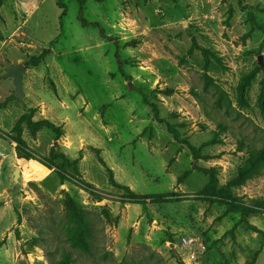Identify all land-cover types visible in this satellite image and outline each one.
I'll return each instance as SVG.
<instances>
[{"label":"rangeland","instance_id":"1","mask_svg":"<svg viewBox=\"0 0 264 264\" xmlns=\"http://www.w3.org/2000/svg\"><path fill=\"white\" fill-rule=\"evenodd\" d=\"M64 3H0V264H51L65 252L72 264H264V238L198 195L208 182L202 167L224 185L264 145V0H87L82 17L99 27L79 19L77 0ZM17 64L26 68L23 95L5 76ZM31 107L62 136L23 123L28 157L19 158L13 128ZM52 152L77 170L65 164L63 179ZM109 170L137 193L186 199L123 202ZM232 191L264 199V168ZM70 199L91 221L89 251L69 238ZM248 221L264 230V213Z\"/></svg>","mask_w":264,"mask_h":264},{"label":"trees","instance_id":"2","mask_svg":"<svg viewBox=\"0 0 264 264\" xmlns=\"http://www.w3.org/2000/svg\"><path fill=\"white\" fill-rule=\"evenodd\" d=\"M57 4L60 8L65 9L64 0H56ZM81 5L80 9V16L79 19L89 25L100 26L99 23L96 22H87L82 17V7L87 0H77ZM97 1H104V0H97ZM2 0H0V3ZM231 16V15H230ZM100 33L104 37L103 28L100 27ZM112 39V38H111ZM50 52L49 48H46L42 51V53L31 59V63L37 65L44 61L47 54ZM206 65H209L210 58L207 53V50H204ZM120 62V59H118ZM254 75L251 73L245 77V79L239 85V93L240 99L245 101V94H246V87L249 83V80ZM208 79V83H212L210 78ZM172 90H166V93H170ZM220 95L223 96L222 92L218 89ZM261 104L262 110L264 111V89L261 96ZM5 103L1 104V107H4ZM37 110V107H31L25 113H23L18 121L15 123L13 131L15 133L14 141L16 142L15 151L17 157L27 158L26 152V142L23 138V123L29 128L32 133H36L37 131L46 128L51 130L54 134L56 139L62 136V126L55 124L53 121L49 119H40L34 120V114ZM154 113L156 118L158 117L157 108L154 107ZM212 143V140L206 142L204 145H208ZM190 149L193 152V155L199 158V150L195 146H190ZM60 157L63 160V164L57 166L58 174L63 178L66 179L63 171L65 170L64 165L68 164L73 166L75 170H77V161L70 162L69 159L66 157L65 154H54L52 152L51 156L48 158V163L51 166L55 165V159ZM56 166V165H55ZM264 168V145L259 149H251L249 157L243 163L242 166L239 167L237 174L230 179L226 184L219 185V179L217 176V172L215 168H207L202 167L200 170L208 176V182L204 188L200 190L198 195L201 199L208 201L209 203H220L226 205V212H238L241 214V222L246 223V225L253 231L259 233L264 238V230L258 228L257 226L251 224L248 221V218L251 216L259 215L264 213V199L260 200H251L250 202L241 201L232 191L234 187H238L243 185L249 178L254 176L255 174L261 173L262 169ZM110 172V181L113 185L124 190L122 194V201L123 202H131L137 203L141 205H146L149 200L156 203H174L179 202L183 199H186L185 194H178L174 192H167V193H154V194H143L137 193L133 191L129 186H124L118 184L113 177L112 171ZM79 182L86 188V190L92 192V184L82 178L79 175ZM68 213L70 216L71 221V228L69 230V238L74 246H77L84 251L90 250V243H91V236H92V224L90 219L88 218L86 212L81 208V206L73 199H70L69 206H68ZM4 241H0V247L3 245ZM73 258L70 253L65 252L63 253L62 257L57 260H52L51 264H72ZM180 264V263H179ZM244 264H253V261H246Z\"/></svg>","mask_w":264,"mask_h":264},{"label":"water","instance_id":"3","mask_svg":"<svg viewBox=\"0 0 264 264\" xmlns=\"http://www.w3.org/2000/svg\"><path fill=\"white\" fill-rule=\"evenodd\" d=\"M262 57L259 56V63L261 65H263L262 63ZM25 66L23 64H17V65H13L11 66L9 69H7V72L5 74L6 77H11L13 78V84L15 86V94H20L23 95L24 91H23V72L25 71ZM131 86V84H130ZM19 170L20 168L17 167L14 171V175L15 177H17L19 175ZM155 223H157V220H154ZM160 227H164L162 224H159ZM171 248L172 250L175 252V246L173 243H171Z\"/></svg>","mask_w":264,"mask_h":264}]
</instances>
